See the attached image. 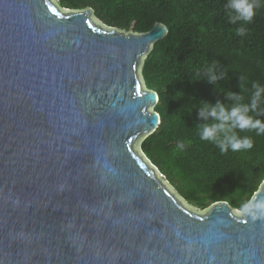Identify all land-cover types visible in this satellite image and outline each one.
Listing matches in <instances>:
<instances>
[{"label": "water", "instance_id": "1", "mask_svg": "<svg viewBox=\"0 0 264 264\" xmlns=\"http://www.w3.org/2000/svg\"><path fill=\"white\" fill-rule=\"evenodd\" d=\"M168 32L0 0V264H264V181L201 210L142 151L162 121L142 67Z\"/></svg>", "mask_w": 264, "mask_h": 264}, {"label": "trees", "instance_id": "2", "mask_svg": "<svg viewBox=\"0 0 264 264\" xmlns=\"http://www.w3.org/2000/svg\"><path fill=\"white\" fill-rule=\"evenodd\" d=\"M58 2L71 9L92 7L99 20L126 32L145 33L157 22L169 27L142 67L146 86L160 95L154 109L162 118L157 130L142 141V151L188 202L204 209L222 200L243 209L264 181V135L237 129L240 137L252 138L253 147L221 153L215 143L200 139L199 126L206 121L198 113L201 101L231 105L225 93L232 91L248 103L253 83L264 86V0L251 22L236 24L229 22L228 0ZM240 27L243 35L237 31ZM221 73L224 78L209 82L210 75ZM260 107L264 108V97Z\"/></svg>", "mask_w": 264, "mask_h": 264}, {"label": "clouds", "instance_id": "3", "mask_svg": "<svg viewBox=\"0 0 264 264\" xmlns=\"http://www.w3.org/2000/svg\"><path fill=\"white\" fill-rule=\"evenodd\" d=\"M260 7V0H228L226 9L228 11L229 22L249 23L256 14V9ZM238 33L243 35L245 29L240 27ZM216 65L208 68L212 71ZM224 73L220 76L212 74L209 82L215 83L218 79L224 78ZM240 87L243 88L244 77L241 76ZM254 91L248 103H243V95L232 91L226 92V97L233 103L226 105L220 100L214 104L201 101L199 116L205 119V123L199 126V136L201 140L210 141L217 145L221 153H226L229 149L240 151L251 149L253 140L251 137H240L236 130H255L257 135H264V120L253 116H264V108H261L262 97H264V86L257 82L252 85ZM181 148L184 144L179 145ZM258 209L264 210V204L256 205Z\"/></svg>", "mask_w": 264, "mask_h": 264}, {"label": "rangeland", "instance_id": "4", "mask_svg": "<svg viewBox=\"0 0 264 264\" xmlns=\"http://www.w3.org/2000/svg\"><path fill=\"white\" fill-rule=\"evenodd\" d=\"M170 184V183H169ZM171 185V184H170ZM172 186V185H171ZM173 187V186H172ZM174 188V187H173ZM176 191H177V189L176 188H174ZM178 192V191H177ZM188 202V201H187ZM190 205H192V206H194V207H196V208H198V209H201V210H203V208H200V207H198V206H196V205H194V204H192V203H190V202H188ZM205 209V208H204Z\"/></svg>", "mask_w": 264, "mask_h": 264}]
</instances>
